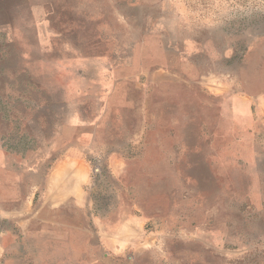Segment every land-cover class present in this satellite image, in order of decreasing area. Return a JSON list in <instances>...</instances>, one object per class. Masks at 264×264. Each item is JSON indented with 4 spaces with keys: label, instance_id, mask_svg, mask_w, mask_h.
Masks as SVG:
<instances>
[{
    "label": "rangeland",
    "instance_id": "1",
    "mask_svg": "<svg viewBox=\"0 0 264 264\" xmlns=\"http://www.w3.org/2000/svg\"><path fill=\"white\" fill-rule=\"evenodd\" d=\"M0 264H264V0H0Z\"/></svg>",
    "mask_w": 264,
    "mask_h": 264
},
{
    "label": "crops",
    "instance_id": "2",
    "mask_svg": "<svg viewBox=\"0 0 264 264\" xmlns=\"http://www.w3.org/2000/svg\"><path fill=\"white\" fill-rule=\"evenodd\" d=\"M121 164L122 163L120 162V160H117V161L115 160V162L112 163V172L114 174L117 173L119 175L121 173V170H120L121 169V166H120Z\"/></svg>",
    "mask_w": 264,
    "mask_h": 264
}]
</instances>
